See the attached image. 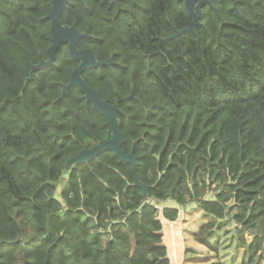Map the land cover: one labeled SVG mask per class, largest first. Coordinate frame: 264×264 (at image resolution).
<instances>
[{
    "label": "trees",
    "instance_id": "1",
    "mask_svg": "<svg viewBox=\"0 0 264 264\" xmlns=\"http://www.w3.org/2000/svg\"><path fill=\"white\" fill-rule=\"evenodd\" d=\"M210 0L196 34L177 0H70L62 25L89 37L99 63L81 77L107 103L119 98L122 150L67 162L107 136V119L76 87L67 45L53 64L48 0H0V264H171L164 222L198 208L212 222L195 236L211 252L230 220L247 262L264 249V0ZM199 39V41H198ZM264 260V256H260ZM208 264H223L217 257Z\"/></svg>",
    "mask_w": 264,
    "mask_h": 264
},
{
    "label": "water",
    "instance_id": "2",
    "mask_svg": "<svg viewBox=\"0 0 264 264\" xmlns=\"http://www.w3.org/2000/svg\"><path fill=\"white\" fill-rule=\"evenodd\" d=\"M48 2L51 10L47 18L50 21V34L52 38V44L47 50L48 59H40L38 64L32 66L27 82L34 78L35 72L52 65L54 61L55 51L61 46L67 45L70 57L78 62V66L71 73L68 84L63 86V92L69 87H76L83 94V98L86 103H90L94 111L107 119L106 123L109 128L107 136L104 140L93 145L92 147H84L81 152H79V154L71 158L66 164L65 171H69L70 168L74 165L87 163L96 158L101 153L110 151L121 161L131 165V173L134 178V184L142 189L143 199L146 200L148 198L147 188L139 180L137 174L136 159L132 153L127 154L121 148L124 143V137L120 131L117 116V114L120 112L118 107L119 103L127 101L128 99H133L134 97L133 95H130L127 98H119L115 104H110L105 100H102L99 97L97 91L90 88L86 84L84 79L81 77V74L84 71L91 68L110 66V64L99 63L93 50H91L90 48H86L83 50L78 49L79 40L85 37H89V33L87 31L82 33L77 29L75 24H73L72 26H68L62 25V23L60 22V15L64 8L68 5L70 0H48ZM202 5H208L210 8H213L209 1L202 0L200 2H197V0H184V6L189 13L191 22L183 30L175 31L171 37L163 39L160 42L162 43L170 39H177L178 35L186 32H193L194 34H196L195 27L203 26L199 21V13Z\"/></svg>",
    "mask_w": 264,
    "mask_h": 264
},
{
    "label": "rangeland",
    "instance_id": "3",
    "mask_svg": "<svg viewBox=\"0 0 264 264\" xmlns=\"http://www.w3.org/2000/svg\"><path fill=\"white\" fill-rule=\"evenodd\" d=\"M68 171L62 176L57 185L56 195L59 198L60 192L66 186ZM195 208V207H193ZM186 211V210H185ZM197 209H188L180 212L179 218L175 222H164L162 230V243L167 249L168 258L171 264H204L213 257L219 259L222 256H231V264H243L248 260L247 246L251 243L253 236L249 231H244L243 236L246 241L244 246L238 243V236L234 231L235 224L226 220L219 227L213 230L210 242H220V247L216 252H211L206 246L195 241L197 233L209 222L213 220L203 213L196 212ZM254 233H262L264 225H256L252 230ZM218 242V243H219ZM264 249L260 255L256 256L254 264H264L262 257ZM178 261V263H176Z\"/></svg>",
    "mask_w": 264,
    "mask_h": 264
},
{
    "label": "flooded vegetation",
    "instance_id": "4",
    "mask_svg": "<svg viewBox=\"0 0 264 264\" xmlns=\"http://www.w3.org/2000/svg\"><path fill=\"white\" fill-rule=\"evenodd\" d=\"M180 1H182V4H183V6H184V0H180ZM200 1H202V0H197V2H200ZM205 1H209L210 2V0H205ZM230 1H232V3H233V7L234 8H236V6H237V1L236 0H230ZM177 3H178V0H177ZM210 4H211V2H210ZM212 6V5H211ZM213 8H214V6H212ZM205 8H208V9H211V10H213L215 13H216V15H217V12H216V10H215V8L213 9V8H210L208 5H202L201 6V8H200V13H199V21H200V15H201V13H202V11L205 9ZM184 9H185V6H184ZM186 10V9H185ZM186 12H187V10H186ZM187 14H188V16H189V13L187 12ZM189 18H190V16H189ZM191 19V18H190ZM191 22V21H190ZM189 22V23H190ZM200 23H201V21H200ZM202 25H203V23H201ZM189 25V24H188ZM198 27H200V28H203L204 27V25L203 26H198ZM198 27H195V31H196V28H198ZM196 35V34H195Z\"/></svg>",
    "mask_w": 264,
    "mask_h": 264
},
{
    "label": "crops",
    "instance_id": "5",
    "mask_svg": "<svg viewBox=\"0 0 264 264\" xmlns=\"http://www.w3.org/2000/svg\"><path fill=\"white\" fill-rule=\"evenodd\" d=\"M190 209H192V211L194 210V209H197V211L196 212H200V213H202L198 208H190ZM187 211V210H186ZM185 210H180V212H186ZM187 213V212H186ZM206 217H210V216H207V215H205ZM211 218V217H210ZM212 219V218H211ZM224 223V222H223ZM211 239V238H210ZM210 241V240H209ZM219 242V241H218ZM217 241H215V243H217L218 244V249H219V245H220V242L218 243ZM210 243H212V242H210ZM219 260L221 261V262H223V264H231V256H230V259H229V256H222V255H220V257H219ZM178 261L179 260H177V262L176 263H178ZM204 264H208L207 263V261H204L203 262ZM238 264V263H237Z\"/></svg>",
    "mask_w": 264,
    "mask_h": 264
},
{
    "label": "built area",
    "instance_id": "6",
    "mask_svg": "<svg viewBox=\"0 0 264 264\" xmlns=\"http://www.w3.org/2000/svg\"><path fill=\"white\" fill-rule=\"evenodd\" d=\"M171 262V261H170Z\"/></svg>",
    "mask_w": 264,
    "mask_h": 264
}]
</instances>
